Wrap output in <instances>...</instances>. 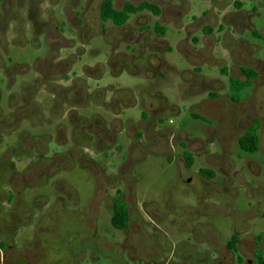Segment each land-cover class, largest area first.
<instances>
[{"label":"rangeland","instance_id":"1","mask_svg":"<svg viewBox=\"0 0 264 264\" xmlns=\"http://www.w3.org/2000/svg\"><path fill=\"white\" fill-rule=\"evenodd\" d=\"M102 1L0 0V165L11 170L10 193L21 183L24 199L31 205L43 198L44 206L32 208L15 243L25 241L24 252L33 259L37 226L41 240L53 233L55 254H74L73 264H119L111 259L113 250L99 252L98 261L85 259L69 214L89 215L90 206L91 219L109 225L105 208L121 189L133 208L130 239L137 247H152L150 234L140 236L136 216L142 203L195 207L202 192L182 177L196 174L200 162L220 166L216 178L229 179L225 196L232 201L231 209L213 207L205 222L222 239L243 217L255 226L251 233L263 231L264 0H112L117 10L143 1L160 9L157 17L144 12L119 27L100 20ZM156 22L166 29L164 36L155 33ZM243 68L256 76L234 101L228 78L244 81ZM65 74L72 99L84 87L98 100L75 107L74 114L101 117L112 137L101 146L106 148L94 146L93 139L83 143L91 146L84 153L78 136L71 138ZM253 120L260 123V151L247 154L237 139ZM180 143L193 155L189 171ZM169 144L172 151L165 148ZM69 192L75 193L74 204L64 200ZM48 208L53 217L43 225L40 215ZM162 228L172 242L188 238L174 226ZM111 239L121 243L123 237Z\"/></svg>","mask_w":264,"mask_h":264},{"label":"flooded vegetation","instance_id":"2","mask_svg":"<svg viewBox=\"0 0 264 264\" xmlns=\"http://www.w3.org/2000/svg\"><path fill=\"white\" fill-rule=\"evenodd\" d=\"M62 76L69 85L68 89H63L66 90V92L68 90V97L65 104L69 106L66 115L70 123L69 125H71V128L68 127L70 133L72 130L70 135L71 138L72 134H76L81 145L85 142L90 143L94 139V146L100 147V149L106 148L107 146L105 145L103 147L101 146L111 135L108 133L107 129L100 124L102 121L101 117L99 115H90L86 117L74 114L75 107L78 106L85 109L89 104H97L98 100L92 98L90 94H86L84 87L80 88V95L77 91H74L75 96H79V98L74 96L72 99V93L70 92V77H67L66 74ZM83 96H86L89 102L86 101V98H83ZM51 112L54 117L59 116L57 111V115L54 114L55 109H52ZM146 112L148 114V111ZM202 118L205 119L204 117ZM146 119V115L141 118L144 122ZM51 122H53V120H47L48 124H51ZM113 141V139H110V143ZM81 145L78 147H80L82 149L81 152L84 153L88 151L87 148H91L90 145L88 147ZM178 147L182 150V154L184 151L190 153L187 144L180 143ZM165 148L168 149V151H172L174 147L169 144L166 145ZM95 149H92L93 154H98ZM102 154L106 158V151L99 152V155L103 156ZM170 163L174 162L170 161ZM193 164L194 162L191 166H188L185 162V169L189 171ZM199 165L200 168L196 174L188 172L187 177H182L183 182L189 183L193 181L195 190L202 192L200 195L198 194L196 199V208L190 206L187 207V209L182 208L184 209L183 211L180 210L179 207L173 205L168 207L165 204L158 205L152 201H145L142 203L139 211L140 213L137 212L138 215L136 216L139 218L140 236L146 237V234H150L149 237L153 240L152 247H137L134 238L130 239L129 231L133 229V208L130 204V200L121 189L117 188L115 190L114 194L109 199L110 206L105 208L106 215H104V218H109V225H105L104 223L99 227V219H91L92 216L90 215L93 211L90 206L89 215H81L80 211L77 213L72 212V214L66 212L72 215L70 224L76 226L78 230H80L81 237L78 246L84 250V253H81L84 255V258L98 261L99 252L104 253L113 250L115 252L111 256V259L119 264H264V230L256 234L251 233V230L255 228V226H248L245 217H243L241 222L237 223L236 226L230 230L229 235L226 236L225 239H222L219 235L220 232H217L210 223L205 222L206 219L211 217L210 212L213 207H226L231 209L232 201L230 198L228 199V196H225V192H228L227 180L229 179L225 177L223 183H221L219 179L216 178L217 174L220 173V166H213L212 163L208 162H200ZM1 166L2 165H0V264H54V261L51 260H54L56 257L57 259L62 257L60 260L61 263L59 264H73L74 261H76L74 254L71 255L70 251H67V249L59 254H55L51 241L53 233L50 232L46 234V237L41 240L36 235L39 230L37 226L36 230L33 231V233L31 232L33 241L30 249L34 252V254L31 255L33 259L29 258L24 252L26 249H29L25 241L19 244L15 243L14 240L18 234H20L22 223H27L31 218L32 208H37L40 211L44 210L42 204L43 200H41L43 198L40 200L39 198H33L30 205L21 194V183H16L19 188L16 193H10L13 189H7V187L13 185L10 183L11 179L8 177V172L11 170L5 169L4 167L2 168ZM202 170L211 172L212 176H204L201 172ZM74 194L73 192H69V194L65 195L66 199L64 200L69 202V204H74L76 201ZM116 199L121 200L126 206L127 225L123 228H117L113 224L116 215ZM211 201H213V203H211ZM147 205L151 207L152 212L148 210ZM48 210L49 208L40 215L41 224L43 225L53 217ZM78 220H82L80 224H76ZM90 221H94L96 224L93 226ZM164 225L174 226L179 231L186 232L188 235L187 240H179L177 242L170 241L169 236L162 228ZM114 236L119 238L123 237L121 243H116V241L111 239Z\"/></svg>","mask_w":264,"mask_h":264},{"label":"trees","instance_id":"3","mask_svg":"<svg viewBox=\"0 0 264 264\" xmlns=\"http://www.w3.org/2000/svg\"><path fill=\"white\" fill-rule=\"evenodd\" d=\"M144 12H148L153 16L160 15V9L157 5L153 3H149L143 1L139 4H133L131 2H126L123 4L122 8L117 10L113 7L112 0H103L100 5V20L105 22H111L113 25L119 27L123 26L130 16L141 14ZM155 33L164 36L166 33V29L161 26L158 22L154 24L153 27ZM224 74L226 73L225 70L222 71ZM242 73L245 76L244 81L236 80L233 78H228L229 88L232 92V100L238 101L241 93L244 89L250 87L251 81L255 78L256 73L248 68H243ZM211 96L213 94H210ZM193 117L197 118V114H192ZM259 129L260 123L258 120H253L247 130L244 132L242 136L237 139V146L238 148L247 154H254L257 153L260 149V138H259ZM183 156L185 158L186 163L188 166H191L193 163V157L190 153L184 151ZM202 174L206 177H211L212 173L207 170H202ZM115 211L116 215L113 220V224L117 228H123L127 225L126 220V206L125 204L116 199L115 201Z\"/></svg>","mask_w":264,"mask_h":264}]
</instances>
